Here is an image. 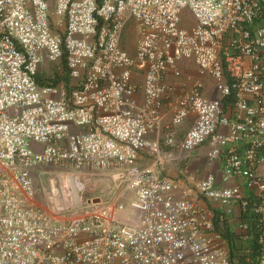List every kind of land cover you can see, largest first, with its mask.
<instances>
[{"label":"built area","instance_id":"obj_1","mask_svg":"<svg viewBox=\"0 0 264 264\" xmlns=\"http://www.w3.org/2000/svg\"><path fill=\"white\" fill-rule=\"evenodd\" d=\"M61 65L65 83L41 82ZM206 144L209 163L226 154L223 181L251 190L264 264V0H0V264H234L197 199L247 213L244 186L165 174L166 156ZM105 174L110 198H84Z\"/></svg>","mask_w":264,"mask_h":264},{"label":"crops","instance_id":"obj_2","mask_svg":"<svg viewBox=\"0 0 264 264\" xmlns=\"http://www.w3.org/2000/svg\"><path fill=\"white\" fill-rule=\"evenodd\" d=\"M130 49H133V47H130ZM183 71L185 74H197V66L193 62H184L181 65ZM68 73V71H67ZM208 96H215L213 91V84L211 81H208L206 83V88L204 91ZM174 96H172L173 98ZM170 105L171 102L167 101L165 105V121L169 122L171 120V111H170ZM226 105V114L230 118L235 117L234 112V105L233 100H227L225 102ZM190 122L186 124V126L182 129H180L182 137L185 133V130L190 127ZM227 131V129H226ZM245 144H241V148H243ZM169 153H173L174 150L167 149ZM210 151V147L208 144L203 145L202 147L198 148L197 150L191 152L188 155V161L187 163H182L180 161L178 166H173V159L172 157H165L166 162V176L169 178H172L176 181L181 182L183 185H189L190 187L193 186V184L201 179L207 176L208 174H214L217 177V182L220 187L223 186H233L236 184H241L245 188L246 181L245 180H234L232 182H224L222 179V170L225 165V153L224 156L221 157L219 160L214 161L213 163H209L208 161V152ZM166 153V152H165ZM175 155V154H174ZM151 163V159L149 156L144 157L142 160V164L149 165ZM258 172L260 174H264V165L258 166ZM247 193L248 197H252L251 190H249L247 187L244 189ZM199 203L203 204L204 206L208 207L209 209H212L214 214V222L216 225V229L221 232L230 242V248L232 250V259L234 264H257L258 261V246H255L252 244V241L257 239V231H256V217L253 214L252 209L249 210L247 213H242V209L239 206L238 203L233 202L232 203V210L233 214L228 215L226 213L227 209L226 207H223L221 204L205 200V199H197ZM222 216L225 217L224 221L221 220ZM248 223L250 229L249 233L251 235V241L250 244H246L245 241L242 239L243 232L241 230V222ZM247 246H249V250H247ZM248 257L251 258V262H247Z\"/></svg>","mask_w":264,"mask_h":264},{"label":"rangeland","instance_id":"obj_3","mask_svg":"<svg viewBox=\"0 0 264 264\" xmlns=\"http://www.w3.org/2000/svg\"><path fill=\"white\" fill-rule=\"evenodd\" d=\"M124 39L126 40H130V47H134L137 40L139 39V35L137 30L134 27V24L131 23L130 26L127 27V29L125 30V37ZM46 72L42 73V75H40V80L41 82L46 81L48 79L54 80L56 82H66L69 78V75L67 73V69L65 67H63V65L60 66V68L58 67H53V66H49L46 67ZM164 151L168 154V150L164 149ZM175 156L173 155V157L171 158V160L173 159V166H178L180 161L184 164L187 163L188 161V155L186 153H181V152H174ZM51 167H41V168H37L34 172H33V176L35 178V184L36 187L38 189V199H39V204L43 205L46 207V209L50 210L51 212L52 209H50V204H49V194L48 192H45V189L43 186H47L48 183L46 180H44V178L42 179V174L45 171L50 170ZM111 175H98V176H94L91 183L88 182L87 185H85L86 189L84 191V198H94L95 202L98 203L100 199H109L110 198V193L112 191V189L114 188V183L113 180L110 177ZM68 217V215H67Z\"/></svg>","mask_w":264,"mask_h":264},{"label":"trees","instance_id":"obj_4","mask_svg":"<svg viewBox=\"0 0 264 264\" xmlns=\"http://www.w3.org/2000/svg\"><path fill=\"white\" fill-rule=\"evenodd\" d=\"M250 201H251V205H250L251 207H250V209H252L253 206H254V202H253L252 197L250 198ZM250 209H249V210H250ZM252 244L255 245V246H258V241H257V239L253 240V241H252Z\"/></svg>","mask_w":264,"mask_h":264}]
</instances>
